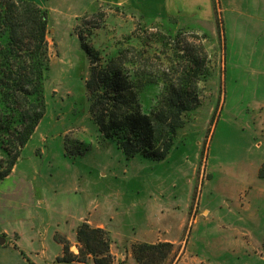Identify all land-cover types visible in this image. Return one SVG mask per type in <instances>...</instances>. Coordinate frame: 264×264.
<instances>
[{
    "label": "rangeland",
    "instance_id": "obj_1",
    "mask_svg": "<svg viewBox=\"0 0 264 264\" xmlns=\"http://www.w3.org/2000/svg\"><path fill=\"white\" fill-rule=\"evenodd\" d=\"M28 1L48 13L46 111L21 151L16 162L18 171L0 182V195L8 197L13 204L7 213H21L17 205L25 197L27 185L37 193H45L47 199L51 196L62 209L70 208L68 202L77 198L72 189L81 193L82 185L92 190L108 187L115 197L117 190H125L127 194L133 190L144 192L153 180L158 183L184 180L191 186L190 208L184 216L186 224L179 240V245H184L199 214L200 199L212 202L230 190L226 188L230 184L243 186L250 177L249 165L264 158V149L258 148L261 144L258 126L250 117L254 109L247 107L253 99L258 102L264 99V24L259 18L262 12L256 10L260 0H211V27L202 22L200 28L192 29L182 20L180 12L191 0H176L172 13L167 3L161 2L160 11L155 14L141 7L128 9L103 0ZM114 7L120 8L122 13L113 11ZM98 10L103 11L105 17L92 43L100 51L113 54L121 45L139 49L142 42H150L147 37L152 38L159 32L171 37L179 35L177 47L198 49L205 59V78L197 84L200 104L186 116L185 125L178 131L174 146L163 161L139 157L126 161L113 142L101 137L89 117L84 87L88 62L74 28L77 20L84 16L97 23L92 13ZM173 45L159 48V44L151 43L150 65L156 66L155 71L169 67ZM161 89L160 83L143 88L139 95L143 111L148 112L156 104ZM258 176L264 179V165ZM98 197L93 192L91 199L95 201ZM178 197L181 199V195L174 196ZM92 218L88 212L76 228ZM214 228L215 222L198 221L191 236L194 243L197 240L198 246L207 240L212 245L217 237L212 232ZM106 229L113 252L122 255L123 262L128 255L133 260L130 245L139 242L122 247ZM157 234L160 239L163 233L157 231ZM69 236L55 233L53 238L60 244L57 237H62L69 243L70 252L77 254L76 239ZM188 255L186 264H210ZM113 258L114 264H121L122 259ZM168 258L164 264H170Z\"/></svg>",
    "mask_w": 264,
    "mask_h": 264
},
{
    "label": "trees",
    "instance_id": "obj_2",
    "mask_svg": "<svg viewBox=\"0 0 264 264\" xmlns=\"http://www.w3.org/2000/svg\"><path fill=\"white\" fill-rule=\"evenodd\" d=\"M113 11L122 13L118 7ZM92 17L97 23L84 16L74 28L88 62L84 87L89 117L101 137L113 142L126 161L136 157L163 161L186 116L200 104L197 84L205 78V59L198 49L177 47L179 35L159 32L147 37L150 42H142L139 49L121 45L113 54L105 53L92 43L105 13L98 10ZM48 32L46 10L28 0H0V182L11 174L45 116ZM152 42L159 48L174 44L169 67L155 71L156 66L150 65ZM158 83L162 89L157 102L145 112L139 95L146 85ZM75 239L77 254L57 237L62 245L57 264H114L107 231L85 222L76 228ZM172 249L168 243L130 245L136 264H164Z\"/></svg>",
    "mask_w": 264,
    "mask_h": 264
},
{
    "label": "crops",
    "instance_id": "obj_3",
    "mask_svg": "<svg viewBox=\"0 0 264 264\" xmlns=\"http://www.w3.org/2000/svg\"><path fill=\"white\" fill-rule=\"evenodd\" d=\"M103 1L128 9L141 7L143 11L155 14L160 11L159 5L164 1L169 6V12H174L176 0ZM257 5L256 10L262 12L260 23L264 24V0H260ZM180 12L182 20L190 29L200 28L202 22L207 27L213 23L211 0H191ZM247 107L254 109L250 117L252 123L258 126L261 139L258 148L264 149V99L260 102L253 99ZM263 165L264 158L257 164L249 165L250 177L243 186L230 184L226 187L230 190L212 202L200 199L199 214L194 225L200 220L207 224L215 222L212 232L217 237L212 245L207 240L198 246L197 240L194 243L191 237L193 225L186 243L180 246L191 193L189 182L184 180L175 183L153 180L144 192L133 190L127 194L125 190H117L115 197L108 187L96 191L82 185L81 193L73 192L78 190L76 188L72 189L71 192L77 198L68 202L70 208L62 209L51 196L47 199L45 193H37L27 185L26 195L17 205L22 211L13 214L7 213V209L13 205L12 201L0 195V237L5 240L0 245V264H54L55 259L61 256V245L54 240V234L75 237L76 226L88 212L93 218L87 223L92 228L102 230L107 225L106 230L122 247L131 242L171 244L173 250L167 260L170 264H186L188 253L210 264H264V179L258 176ZM17 171L18 165L6 179ZM93 192L99 195L95 201L91 199ZM239 194L243 197L239 198ZM175 195H181V199H175ZM157 231L163 233L160 239ZM110 252L116 261L123 258L113 252L112 246ZM121 264L135 262L128 255L124 262L121 260Z\"/></svg>",
    "mask_w": 264,
    "mask_h": 264
},
{
    "label": "water",
    "instance_id": "obj_4",
    "mask_svg": "<svg viewBox=\"0 0 264 264\" xmlns=\"http://www.w3.org/2000/svg\"><path fill=\"white\" fill-rule=\"evenodd\" d=\"M5 242V240L3 238L0 237V245H3Z\"/></svg>",
    "mask_w": 264,
    "mask_h": 264
}]
</instances>
